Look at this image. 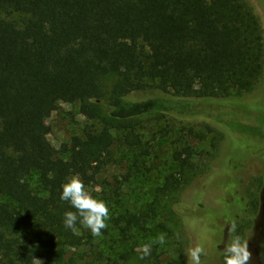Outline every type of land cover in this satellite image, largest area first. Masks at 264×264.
<instances>
[{
    "label": "trees",
    "instance_id": "16d2710c",
    "mask_svg": "<svg viewBox=\"0 0 264 264\" xmlns=\"http://www.w3.org/2000/svg\"><path fill=\"white\" fill-rule=\"evenodd\" d=\"M263 81V31L247 0H0V264H124L125 254L98 250L79 221L77 231L65 228L64 213L75 209L60 200L61 186L79 175L93 187L121 149L134 152L136 172L151 173L145 117H197L202 103L251 95ZM59 102L77 104L89 125L56 149L46 120ZM252 120L230 128L254 134ZM206 127L210 150H174L164 191L216 173L224 135ZM128 179L102 195L118 200ZM140 216L111 218L123 242L146 229ZM189 220L202 223L181 216L183 228ZM85 246L90 262L72 252Z\"/></svg>",
    "mask_w": 264,
    "mask_h": 264
},
{
    "label": "rangeland",
    "instance_id": "374dc122",
    "mask_svg": "<svg viewBox=\"0 0 264 264\" xmlns=\"http://www.w3.org/2000/svg\"><path fill=\"white\" fill-rule=\"evenodd\" d=\"M247 1L260 21L264 38V0ZM214 102L202 103L198 109L200 114L193 118L145 117L141 124L143 140L152 141L145 161L153 166V171L149 174L136 172L132 167L134 152L121 149L114 164L99 176L98 183L85 187L93 198L103 201L109 209V217L105 220L107 233L93 237L98 250L125 254L127 261L124 264H188V248L201 245L206 252L201 257L202 264H220L224 220H230L240 208L238 199L243 186L264 173V81L251 95ZM246 115L253 118L247 123L255 128L254 134H240L230 128V123H238ZM260 116L262 118L258 119ZM46 123L48 140L56 149L69 143L74 136H83L89 125L79 113L78 105L68 102H59ZM207 125L219 129L224 135L220 156L214 164L218 168L216 173L206 184L200 177L191 180L183 189L164 191L165 177L176 169L172 160L174 150L186 145L197 153L210 150L213 134ZM163 129L169 132L165 138H159V131ZM123 176L129 179L122 186L119 199L112 198V194L104 197L103 189L111 190L107 183L113 185L115 178L121 181ZM30 183L38 186L36 176L30 178ZM125 212L140 214V218L146 215L149 222L146 229L135 228L127 242L121 240L110 223L112 217ZM187 215L202 221L189 220L187 223L191 232L198 233L199 237H195L186 226L182 227L180 217ZM161 234L165 239L163 244L159 243ZM145 244L151 245V255L141 259ZM72 252L76 257L86 255L85 261H91L88 246Z\"/></svg>",
    "mask_w": 264,
    "mask_h": 264
},
{
    "label": "clouds",
    "instance_id": "9594fccd",
    "mask_svg": "<svg viewBox=\"0 0 264 264\" xmlns=\"http://www.w3.org/2000/svg\"><path fill=\"white\" fill-rule=\"evenodd\" d=\"M51 175V174H50ZM61 201L68 202L75 211L64 213V226L72 231H77L76 224L91 231L93 237L101 235V230L106 228L105 220L109 217L108 206L93 196L85 189L79 175L69 177L62 186ZM227 238L224 241L221 254L223 264H251L252 253L249 251L248 241L237 234L236 225L232 224L226 229ZM165 242L164 235L159 237V243ZM151 255V245L142 246L141 259ZM206 255L201 245L190 247L187 250L188 264H202L201 257Z\"/></svg>",
    "mask_w": 264,
    "mask_h": 264
},
{
    "label": "flooded vegetation",
    "instance_id": "af4514ba",
    "mask_svg": "<svg viewBox=\"0 0 264 264\" xmlns=\"http://www.w3.org/2000/svg\"><path fill=\"white\" fill-rule=\"evenodd\" d=\"M256 179L260 181L249 182L248 185L243 186L240 195L237 193L240 196L238 199L240 208L230 220H224L225 227L221 234L222 245L219 247L220 264H223L221 250L227 238L226 229L235 222H240L236 225L237 234L248 241L249 251L252 253L251 264H264V173L262 176L258 175ZM250 206H253L252 209ZM243 219L245 223H241Z\"/></svg>",
    "mask_w": 264,
    "mask_h": 264
}]
</instances>
